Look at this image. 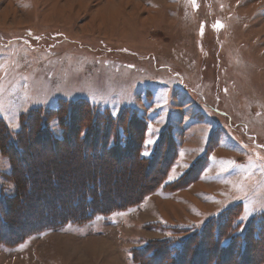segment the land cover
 <instances>
[{
	"label": "rangeland",
	"instance_id": "374dc122",
	"mask_svg": "<svg viewBox=\"0 0 264 264\" xmlns=\"http://www.w3.org/2000/svg\"><path fill=\"white\" fill-rule=\"evenodd\" d=\"M109 4L0 0V264H203L225 224L226 260L264 264V0ZM85 192L145 197L42 227Z\"/></svg>",
	"mask_w": 264,
	"mask_h": 264
},
{
	"label": "trees",
	"instance_id": "16d2710c",
	"mask_svg": "<svg viewBox=\"0 0 264 264\" xmlns=\"http://www.w3.org/2000/svg\"><path fill=\"white\" fill-rule=\"evenodd\" d=\"M69 111H71V110H69ZM80 115H81V113H80ZM81 118H82V115H81ZM97 118L98 117L94 113L93 119H97ZM2 123H3V121H0V125H4ZM138 125H140V123L134 125V128L135 129L132 131V138H134L136 136V134H137L138 131L141 130V133H142V129H138V127L140 128V126H138ZM98 129H100V128H98ZM109 129H111V128H109ZM109 129H107V130H109ZM128 130H130V128H128ZM126 133L128 135L130 134L127 131H126ZM92 137H93V139H92ZM92 137L89 140L91 142L87 143V146L89 145L90 147H93L91 143L98 142V141L101 144V146L106 143V138H103V136L101 138H96L95 136H92ZM45 138L49 139L52 142L55 141V139L53 137H47L46 136ZM87 138H86V140H87ZM132 138L131 139H127V140L128 141L131 140L133 142ZM65 139H66V137L63 138L62 140H65ZM67 140H68V138H67ZM81 141H83V140H81ZM162 141H161V144H162ZM75 143H76V147H77L78 150H79V148H82V145H85L84 143L82 144L81 142H77L76 140H75ZM167 143H168V135L165 136V139L163 141V144L164 145H167ZM15 144H16L15 142H12L11 141L5 147H7L8 149H10V147H12V149L14 151V154L16 156L18 153L15 151V148H17V146ZM48 144L50 145L51 143L48 142ZM54 146H55V144H54ZM69 147H70V145H69ZM126 150H128V149H126ZM99 151H100V149H99ZM106 152L107 153H110V151H106ZM80 154H81V156L83 155L82 150H81V153ZM159 154H160V151H159ZM159 154L157 153L151 159V162H153V164H154L153 166H158L159 165V166H161V168H164L167 165V161L166 162H163V159L166 158V157L161 158V156ZM19 156L17 155V157H19ZM95 160H97L96 157L94 158V161ZM142 160L143 159L140 158V157H138L137 156V153L135 152V158L132 159V160L129 159L127 164H130L131 163V165H133L135 167H138V168H141V166H138V165H141L140 163H141ZM166 160H168V159L166 158ZM12 167H13V165H12ZM124 168H125V166H123L121 169L123 170ZM121 169H119V170H121ZM102 172L103 171H101L100 173H102ZM137 172L140 173L139 170L138 171L136 170V173ZM156 172H158V170ZM11 177H13V176H11ZM116 177H118V175ZM147 177H148V180L145 182V185L143 183L145 189L143 191L142 190H139L141 193L142 192H145L149 187H151V183L150 182L153 181V178H155L154 175L153 176H147ZM160 177L162 178V176H160ZM160 177L157 178V181L155 182V184H157L161 180ZM23 178H25V177H23ZM10 180H15V179L14 178H11ZM98 180H99V183L100 182L102 183L101 184V187H103V186L106 185V181H108L109 184L112 183V179H111V181H109L108 178H106L105 181L103 179L102 180L101 179H98ZM21 182H24V180H21ZM103 182H105V183H103ZM96 186L101 190L100 185H96ZM35 187H39V186L38 185H35ZM31 188L32 187H30V189ZM94 188H95V186H93L91 188V190L93 191ZM86 190H87V188H86ZM113 190H115V189H113ZM80 196L81 197L83 196L81 198L82 201L74 202L73 203V207H72V209H71L70 212H67V213L62 214L60 216V218H57V220H52V219L51 220H48V217H46L45 218V221L42 222V224H41V225H43L42 227H59V226H62L64 224H66V223H69V222H72V223H85V222H88V221L92 220V218L94 216L98 215V214L99 215L106 214V212L109 211V210L116 209V208H122L124 206L130 205L131 203H128V202H130L129 201L130 198H131V200H133L135 202L134 205H136L137 203H139L141 201V199L143 200V198L145 197L144 195H139V196L138 195L137 196L136 195H130V196H127L125 198L123 196L122 199H119V196H115V197L118 198V200H116V198L113 195L101 194V195H99V198H95V196H92L91 193H88V192H85V193H83ZM8 199H9V197H6V196H3L2 194H0V202H6V200H8ZM99 200L102 201L100 207L97 206ZM88 203L90 204L89 206H87ZM51 216H52V214H51ZM53 217H55V216H53ZM225 226H226V224H225ZM225 226L224 227L222 226L223 227L222 230H219L218 232L215 231V233L213 234V236H212V234L211 235H209V234L205 235V232H204V233H202V234L199 235L200 238L197 237V245H196V242H195V246L194 247H196V246L198 247L199 246L200 248H203L204 246H206L207 247V250L210 251V253L208 254V258L206 259V262H204L203 264H240L241 258L239 260H237V261H234V259H231V258L228 259V260H226L227 258L225 257V254L230 253L231 252L230 250H234L233 247L236 244V240H235V244H234L233 240H231L228 243L223 242V231L228 227V226H226V227ZM0 229H1V227H0ZM219 236H220V239H221V241H219L220 243L219 242H214V240L215 241L218 240ZM210 237H212V241L209 240V246H208V244H206V242H204L203 239L204 238L209 239ZM5 240L7 241L6 236H5ZM205 241H206V239H205ZM7 243H10L11 244L13 242H11V241L8 240ZM177 243L178 242H174V244H172V243L171 244H164L165 245V249L167 250V255H165V256H167L165 258V260H166L165 264H167L168 262L170 263V261H171V259H170V255L171 254L169 255V253L171 251H174L176 249L178 252L179 251L180 252H182V251H185L186 252L187 249H184L183 250V242L182 243L180 242V245H178V246L176 245ZM161 247H162V244H161ZM191 252H193V250ZM260 254H262V252ZM240 257H241V255H240ZM257 257H260V256H257ZM243 259H245V258H243ZM176 261H177V258H176ZM191 261H192V257L185 258L184 260L182 259V263L181 264H191Z\"/></svg>",
	"mask_w": 264,
	"mask_h": 264
},
{
	"label": "crops",
	"instance_id": "0c3cea01",
	"mask_svg": "<svg viewBox=\"0 0 264 264\" xmlns=\"http://www.w3.org/2000/svg\"><path fill=\"white\" fill-rule=\"evenodd\" d=\"M158 1L162 3V0H158ZM161 11H162V10H161ZM153 17H154V16H153ZM154 19H155V17H154ZM118 28H119V27H118ZM114 29H115V28H114ZM114 31H118V32L120 33V35H121L120 37H121V38H124V39L127 38V37H129V36H131V35H132L131 33L133 32V31H131V32H128V33H127V31H126L123 27H121V28H119V29H115ZM158 83H159V82H158ZM160 84H161V86H163L162 83H160ZM158 86H160V85H158ZM175 97H176V96L174 95V96H173V99H174ZM177 100H178V99H177ZM177 100H176V101H177Z\"/></svg>",
	"mask_w": 264,
	"mask_h": 264
},
{
	"label": "snow or ice",
	"instance_id": "6c2138e0",
	"mask_svg": "<svg viewBox=\"0 0 264 264\" xmlns=\"http://www.w3.org/2000/svg\"><path fill=\"white\" fill-rule=\"evenodd\" d=\"M214 26H215V27H222V25L220 24V22H217V24L214 25ZM113 114L115 115V114H117V113H113ZM148 143L151 144V143H154V141L149 140ZM143 154H144V155H147L148 153L145 152V153H143ZM170 179H171V177H170Z\"/></svg>",
	"mask_w": 264,
	"mask_h": 264
},
{
	"label": "bare ground",
	"instance_id": "6f19581e",
	"mask_svg": "<svg viewBox=\"0 0 264 264\" xmlns=\"http://www.w3.org/2000/svg\"><path fill=\"white\" fill-rule=\"evenodd\" d=\"M112 3L113 2V0H107V6H109L110 4L109 3ZM120 177V176H119ZM130 180H132V179H130ZM124 181V180H123ZM144 186V185H143ZM141 187V186H140ZM140 189V188H139ZM144 190V189H143Z\"/></svg>",
	"mask_w": 264,
	"mask_h": 264
}]
</instances>
